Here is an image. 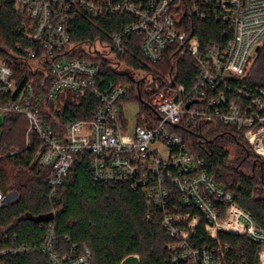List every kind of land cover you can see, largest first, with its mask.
<instances>
[{"label":"built area","instance_id":"2783aa9c","mask_svg":"<svg viewBox=\"0 0 264 264\" xmlns=\"http://www.w3.org/2000/svg\"><path fill=\"white\" fill-rule=\"evenodd\" d=\"M13 1L16 9L31 18L25 32L29 44L18 43L16 48L49 83L39 92L33 80L19 87L13 69L0 57V115L26 117L25 147L32 143L33 135L42 141L39 159L50 167L46 177L50 202L55 203L58 187L76 156L89 154L94 179L141 188L161 213L170 238L166 249L171 264H264V228L234 200L232 192L207 173L202 158L176 130L196 121L229 124L243 130L254 152L264 159V85L247 83L253 79L251 67L264 45V0ZM3 2L0 0V11ZM82 13L129 15L130 21L113 36L112 45L85 44L81 49L92 57L75 56L77 48L71 42L68 23ZM194 17L227 22L229 39L199 49L187 20ZM126 34L142 37L143 54L153 62L172 48L176 54L191 53L199 68L188 87L182 83L152 86L153 79L146 82L149 99L145 104L157 116L143 123L136 120L132 126L123 116V104L134 102L129 99L132 85L106 81L95 60L101 53L121 70L116 54L124 52ZM137 80L141 84L142 79ZM86 92L98 100L91 118L70 121L57 132L46 115L48 103H55L58 110L67 100ZM18 196L17 190L6 191L0 185V207ZM201 224L207 239L198 231ZM44 225L46 236L39 244L0 246V264H8L10 256L35 250L47 255L52 264L90 263L87 247L81 252L56 250L52 222L40 226ZM221 232L243 235L258 244L256 259L249 262L235 256L229 243L220 238Z\"/></svg>","mask_w":264,"mask_h":264},{"label":"trees","instance_id":"16d2710c","mask_svg":"<svg viewBox=\"0 0 264 264\" xmlns=\"http://www.w3.org/2000/svg\"><path fill=\"white\" fill-rule=\"evenodd\" d=\"M187 15L185 16V18ZM190 33L197 38L196 46L204 49L211 43L224 44L231 35L225 21L214 18H187ZM130 21L129 15L103 14L93 17L79 14L68 23L71 42L77 48L75 56H88L81 47L85 44H111L113 36L123 31ZM31 18L15 7L13 0H4L0 11V57L13 69L19 87L33 80L36 90L43 91L49 83L43 73L31 69V59L25 58L16 45H28L25 32ZM139 34H126L122 39L124 52L116 54L123 69L118 70L112 60L97 53L101 75L106 81L130 83V100L139 101L142 113L153 118L148 102L147 83L142 78L138 85L136 71H147L151 85L182 83L191 85L199 73L191 53L176 54L169 49L157 62L149 60L142 50ZM153 66V69L149 66ZM252 86L264 85V45L251 67ZM43 82V83H42ZM46 112L57 132L76 119H90L98 100L89 92L76 100H67L60 109L48 103ZM143 123V118H139ZM28 127L26 117L18 113L5 115L0 136V185L17 190L18 198L0 207V246L20 243L39 244L46 236L43 222L51 221L55 232V248L60 253L91 250L89 264H127L138 259V264H171L166 249L170 238L161 223V213L149 201L141 188L129 183L107 182L93 178L89 169V154H78L68 175L58 187L57 199L49 200L50 186L46 179L50 167L40 163L42 141L33 135L32 143L25 147ZM196 155L202 158V167L227 191L234 200L251 212L255 223L264 228V159L254 152L243 130L215 121H196L179 125L176 129ZM225 206V205H224ZM53 214L50 220L36 219ZM198 231L205 235L203 224ZM228 242L232 253L249 262L257 257L259 245L245 236L220 233ZM8 264H52L39 250L7 258Z\"/></svg>","mask_w":264,"mask_h":264},{"label":"rangeland","instance_id":"374dc122","mask_svg":"<svg viewBox=\"0 0 264 264\" xmlns=\"http://www.w3.org/2000/svg\"><path fill=\"white\" fill-rule=\"evenodd\" d=\"M147 66H149V68L153 69V66H151V65H147ZM120 69H123V67H120ZM146 72H147L146 70L145 71H136L135 76L137 79L145 78L146 82H149L152 79V77H151V75H147ZM61 98H63V95ZM140 107H141V105H140L139 101H134V102L123 104V116H124L125 120L131 126L133 124H135L134 122L136 120H139L140 117H142L143 120L150 117L148 114H145L144 116H142L141 113H138ZM151 113L153 114L154 118H155V116H157L155 111H151ZM4 118H5V116L0 115V126L2 125V123L4 121ZM89 126L90 125H87L88 128H89ZM0 136H1V130H0ZM25 143H26V134H25ZM127 264H138V259L135 258L133 260H130L129 262H127Z\"/></svg>","mask_w":264,"mask_h":264},{"label":"water","instance_id":"95a60500","mask_svg":"<svg viewBox=\"0 0 264 264\" xmlns=\"http://www.w3.org/2000/svg\"><path fill=\"white\" fill-rule=\"evenodd\" d=\"M53 218V214H47V215H43V216H41V217H39V218H37L36 220L37 221H41V220H50V219H52Z\"/></svg>","mask_w":264,"mask_h":264}]
</instances>
